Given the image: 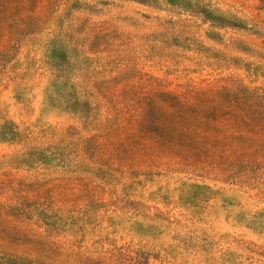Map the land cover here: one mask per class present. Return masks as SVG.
<instances>
[{
	"label": "rangeland",
	"instance_id": "374dc122",
	"mask_svg": "<svg viewBox=\"0 0 264 264\" xmlns=\"http://www.w3.org/2000/svg\"><path fill=\"white\" fill-rule=\"evenodd\" d=\"M0 264H264V0H0Z\"/></svg>",
	"mask_w": 264,
	"mask_h": 264
}]
</instances>
